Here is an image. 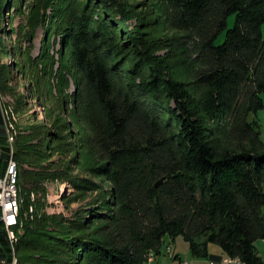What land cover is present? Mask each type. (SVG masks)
I'll return each instance as SVG.
<instances>
[{
	"label": "trees",
	"instance_id": "obj_1",
	"mask_svg": "<svg viewBox=\"0 0 264 264\" xmlns=\"http://www.w3.org/2000/svg\"><path fill=\"white\" fill-rule=\"evenodd\" d=\"M135 9L128 0L0 2L4 35L12 15L26 19L22 69L43 62L51 77L54 57L45 44L34 60L33 41L41 28L58 40L59 90L72 120L56 123L45 150L30 136L15 139L19 164L49 161L50 151L61 160L39 171L19 166L20 224L8 264H150L166 237L179 236L197 258H209L215 244L224 257L264 264L256 247L264 240L256 118L264 108V0H161L151 15ZM156 28L180 34L165 57L145 36ZM9 76L2 67L0 91ZM7 164L0 160V176ZM46 179L99 195L72 218L49 214L31 199Z\"/></svg>",
	"mask_w": 264,
	"mask_h": 264
},
{
	"label": "rangeland",
	"instance_id": "obj_2",
	"mask_svg": "<svg viewBox=\"0 0 264 264\" xmlns=\"http://www.w3.org/2000/svg\"><path fill=\"white\" fill-rule=\"evenodd\" d=\"M3 3L7 0H2ZM136 9L137 13L153 14L161 7V0H128ZM1 2V0H0ZM236 17L232 15L228 19V29L233 28ZM6 34L0 32V69L8 67L10 76L7 81V89L0 91V100L2 108L8 111L10 120H12L16 128H14V135L20 139L30 138L29 144L38 145L36 148L45 150L48 143V132L54 130L55 125L59 122L62 125H71L72 120L70 117L71 106L62 104V96L59 90V42L53 37H48L44 34L41 28L37 32V36L33 41V59L39 62L42 54L43 45L46 44L49 49V54L54 57L55 65L51 71V77L43 76V62L37 64L39 67H27L22 69L18 57V49H26L29 44L22 40V32L26 26V19L21 16L12 15L9 23H6ZM264 39V26L262 28ZM224 32L217 40L216 45H221L225 40ZM177 32H166L161 28H156L152 32L147 33L145 36H150L153 40H158L159 46H164V49L158 50L156 56L165 57L168 54L166 45H169L172 40L179 36ZM45 40V41H44ZM40 59V60H39ZM40 80V85L38 84ZM74 91L71 85L66 90L69 96ZM46 93V94H45ZM264 103V95L262 96ZM257 121L261 126V131L264 134V108L257 113ZM38 133V134H36ZM18 135V136H17ZM54 147V146H53ZM52 158L44 162H24L19 164L15 159V164L25 170L39 171L42 167H47L50 163H58L61 156L58 152L50 151ZM73 154L67 155V160ZM11 157V155H10ZM9 157V159H10ZM25 161V160H23ZM51 168L50 171H54ZM75 174H82L86 178L93 180L99 186L105 185L100 178H96L88 174L77 166L73 167ZM19 178V176H18ZM42 189V190H41ZM41 189L35 190L31 194V199L37 202V205L49 214H62L67 218H72L74 214L90 200L98 198V191L75 192L71 185L67 182L54 179H46L41 183ZM19 195L20 188H19ZM256 247L261 257L264 258V240L258 241ZM209 258H197L193 256L190 243L187 242L182 236L174 240L169 237L165 238V244L162 248V253L149 260L150 264H181V262H188V264H210L214 261L215 264H221L220 257H224L221 248L215 244H209ZM219 262V263H218ZM16 264V261H14ZM223 264V263H222Z\"/></svg>",
	"mask_w": 264,
	"mask_h": 264
},
{
	"label": "built area",
	"instance_id": "obj_3",
	"mask_svg": "<svg viewBox=\"0 0 264 264\" xmlns=\"http://www.w3.org/2000/svg\"><path fill=\"white\" fill-rule=\"evenodd\" d=\"M1 102V100H0ZM2 105V102H1ZM3 119H4V129L7 135L8 147L11 151V157L8 161L6 171L3 176H0V211L1 217L0 221L3 223L5 231L7 232L8 238L13 243L15 235V230H12L13 212H15V202H14V188L12 179V169L15 166L14 159V146H15V135L14 128H16L15 123L10 120L8 111L2 108ZM223 264H244L241 261L229 257H224L221 260ZM181 264H188V262H182ZM210 264H215L211 262Z\"/></svg>",
	"mask_w": 264,
	"mask_h": 264
},
{
	"label": "crops",
	"instance_id": "obj_4",
	"mask_svg": "<svg viewBox=\"0 0 264 264\" xmlns=\"http://www.w3.org/2000/svg\"><path fill=\"white\" fill-rule=\"evenodd\" d=\"M0 160L6 163L9 160V148L7 142V135L4 129V119H3L1 102H0ZM9 258H10L9 238L0 221V264H8Z\"/></svg>",
	"mask_w": 264,
	"mask_h": 264
},
{
	"label": "bare ground",
	"instance_id": "obj_5",
	"mask_svg": "<svg viewBox=\"0 0 264 264\" xmlns=\"http://www.w3.org/2000/svg\"><path fill=\"white\" fill-rule=\"evenodd\" d=\"M19 173L18 167L15 164L12 169V179H13V188H14V202H15V212H13V220L12 229L19 226V215H20V208H21V195H19ZM21 194V193H20ZM14 264V263H13Z\"/></svg>",
	"mask_w": 264,
	"mask_h": 264
}]
</instances>
